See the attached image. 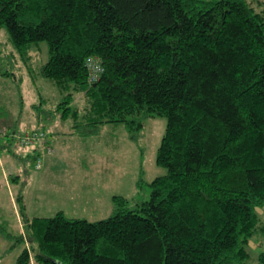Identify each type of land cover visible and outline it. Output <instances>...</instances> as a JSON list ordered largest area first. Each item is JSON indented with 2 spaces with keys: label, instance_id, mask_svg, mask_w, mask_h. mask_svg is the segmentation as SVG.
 I'll use <instances>...</instances> for the list:
<instances>
[{
  "label": "trees",
  "instance_id": "1",
  "mask_svg": "<svg viewBox=\"0 0 264 264\" xmlns=\"http://www.w3.org/2000/svg\"><path fill=\"white\" fill-rule=\"evenodd\" d=\"M0 28L24 60L47 44L39 73L62 95L52 124L133 132L166 119L156 154L165 174L147 201L130 209L114 196L113 215L94 222L27 218L20 204L23 233L0 225L10 250L21 245L14 264H248L246 246L264 240V10L247 0H0ZM89 58L103 69L92 84Z\"/></svg>",
  "mask_w": 264,
  "mask_h": 264
},
{
  "label": "rangeland",
  "instance_id": "2",
  "mask_svg": "<svg viewBox=\"0 0 264 264\" xmlns=\"http://www.w3.org/2000/svg\"><path fill=\"white\" fill-rule=\"evenodd\" d=\"M247 1L264 10V0ZM47 58V44L39 42L22 59L0 28V225L13 235L23 233L20 204L27 218H50L62 211L67 218L94 222L113 215L114 196L126 198L130 209L135 202L147 201L149 183L165 174L156 164L164 117L145 118L142 129L133 132L117 123L97 129L74 128L71 121L52 124L62 95L39 73ZM42 99L43 105L35 107ZM39 128L36 133L42 137L29 146L19 145L17 135ZM255 212L258 225H264V206ZM246 249L248 264H256L264 240L255 235ZM11 251L7 259L20 252L21 245Z\"/></svg>",
  "mask_w": 264,
  "mask_h": 264
},
{
  "label": "built area",
  "instance_id": "3",
  "mask_svg": "<svg viewBox=\"0 0 264 264\" xmlns=\"http://www.w3.org/2000/svg\"><path fill=\"white\" fill-rule=\"evenodd\" d=\"M86 67L88 70V77H87L88 83L92 84V83L97 82L103 72V69L100 63L98 62L97 58L87 59ZM42 136H43V133L26 132V133L17 135V140H18L17 142L21 146H29L32 143L36 142ZM42 147H44L48 151L50 150V147L46 146V144H43ZM38 166H39V160H38L37 167Z\"/></svg>",
  "mask_w": 264,
  "mask_h": 264
},
{
  "label": "crops",
  "instance_id": "4",
  "mask_svg": "<svg viewBox=\"0 0 264 264\" xmlns=\"http://www.w3.org/2000/svg\"><path fill=\"white\" fill-rule=\"evenodd\" d=\"M5 237V236H4ZM3 240H0V264H14L15 260L18 256V254L20 253L19 251L14 252V254L12 255V258H8L6 256V253H11L12 251L9 249L10 247V241L8 240V238H2ZM6 240V241H5ZM9 243H8V241ZM5 257V258H4Z\"/></svg>",
  "mask_w": 264,
  "mask_h": 264
}]
</instances>
